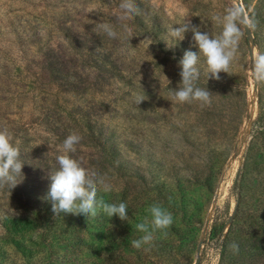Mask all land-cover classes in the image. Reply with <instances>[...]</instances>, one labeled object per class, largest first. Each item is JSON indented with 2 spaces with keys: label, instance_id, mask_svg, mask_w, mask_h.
I'll use <instances>...</instances> for the list:
<instances>
[{
  "label": "rangeland",
  "instance_id": "obj_1",
  "mask_svg": "<svg viewBox=\"0 0 264 264\" xmlns=\"http://www.w3.org/2000/svg\"><path fill=\"white\" fill-rule=\"evenodd\" d=\"M120 3L0 0V129H8L24 164L11 192L0 191V264H61L56 234L90 240L97 264L101 244L112 247V236L74 231L65 214L49 213L48 177L72 133L82 139L70 155L112 185L97 199L127 204V245L142 235L135 225L150 205L173 216L167 235L131 247L130 264H194L196 257L199 264H264V84L249 70L264 53V21L244 32L228 73L219 80L201 74L198 86L213 94L203 108L172 101L180 83L176 47L198 49L191 32L181 41L168 35L186 20L218 36L213 15L241 7L244 20L264 18V0H134L139 14L124 21ZM99 22L112 23L118 37L94 31ZM98 131L107 133L103 141ZM106 219L109 232L116 230L118 217ZM49 229L51 247L38 239ZM215 230L228 238L224 261Z\"/></svg>",
  "mask_w": 264,
  "mask_h": 264
},
{
  "label": "clouds",
  "instance_id": "obj_2",
  "mask_svg": "<svg viewBox=\"0 0 264 264\" xmlns=\"http://www.w3.org/2000/svg\"><path fill=\"white\" fill-rule=\"evenodd\" d=\"M119 21H124L130 16L139 14L134 0H121L119 4ZM213 21L218 24L221 31L218 36L209 32H202L199 27L184 21L183 24L174 26L168 35L177 41L185 38L188 32L192 33V47L198 52L186 51L178 61L180 69V83L176 90H172V101L176 103L196 102L200 107L211 103L212 93L208 89L198 86L201 74L208 79H220V73H228L233 60L239 51L242 35L246 30H254L256 24L253 20H244L239 8L230 7L221 14L213 15ZM94 31H101L110 39H116L118 33L115 26L109 22H99L94 26ZM250 72L256 84H264V53L253 56ZM142 98L136 101L139 104ZM82 137L76 133L68 135L60 145L62 154L56 157L57 169L51 171L49 191L45 199L51 203L54 218L61 214L84 215L96 218L98 209L102 210L108 218L118 217L121 221L128 219L127 204L105 203L98 200V190L104 193L112 191V185L106 176L96 170L87 169L74 159L70 153L76 152V145ZM12 137L7 128L0 129V191L11 190L17 185L18 177L24 164L20 160L19 148L13 146ZM147 215L135 225L136 230L142 235L131 241V246L137 250L150 246L154 242L155 234L160 232L167 235L166 230L173 224L172 214L160 204L154 203L146 209ZM233 251H238L235 242L229 245Z\"/></svg>",
  "mask_w": 264,
  "mask_h": 264
},
{
  "label": "trees",
  "instance_id": "obj_3",
  "mask_svg": "<svg viewBox=\"0 0 264 264\" xmlns=\"http://www.w3.org/2000/svg\"><path fill=\"white\" fill-rule=\"evenodd\" d=\"M263 1V0H261ZM250 19L256 22L264 21V18L262 16H257L254 14H250ZM254 37L256 38V34H254ZM253 38V44L255 46H258V41ZM178 50V56L180 58L183 57L185 53V49H181V47H176ZM97 137L101 138L100 140L103 141V138L107 136V133H104L102 131L97 132ZM108 144V143H107ZM109 146V145H108ZM33 190H24L23 194L25 196H32ZM51 207V205H49ZM49 207V208H50ZM47 208V209H49ZM100 210V209H99ZM50 214H54L53 212H49ZM100 216L97 215L96 218H87L84 215H71L68 214L64 217V221L66 223V226L74 231L77 232H84L86 234H90V230L92 229H98L99 235L104 239L107 236H112V247L110 250L108 249V246L106 243H102L100 247V255H97L100 259L98 264H130L129 258L126 256L127 252L134 253L131 251V243L130 246L126 244V236L124 233L125 230H127V226L125 225L123 227V221H121L119 218L117 219L116 230L109 232V229L107 228V216L103 214L102 210H100ZM98 223V225H97ZM63 224V223H62ZM48 224H45L44 227L46 228ZM51 229L48 231H45L46 236L45 237H38L39 241L42 242V244H45L46 246L51 247L50 244L51 241H49V234ZM132 233H137V231L132 230ZM48 234V235H47ZM228 234V232H227ZM55 235V234H54ZM56 237H53L57 244L61 246V249L65 251V254L63 256V261L61 264H97L95 261V252L93 245H90V240L85 239L84 237H81L79 234H72L69 235V237H62L59 235H55ZM226 234H218L217 230L211 234L212 239H216V242L218 241V248H219V255L220 260L224 261L227 257H229L228 254V246L227 241L228 238H226ZM40 242L37 243L39 245ZM129 244V243H128ZM194 244V243H193ZM17 247V251L24 252L23 249H25V245L16 243L15 245ZM56 248V247H55ZM38 252V249H35ZM231 251H233L231 249ZM163 252L164 249H163ZM33 253H35L33 251ZM52 253V252H51ZM50 253V255H51ZM227 253V254H226ZM30 255V254H29ZM49 255V256H50ZM53 255V254H52ZM227 255V256H226ZM77 256H80L77 258ZM50 259V258H49ZM106 259V261H105ZM43 262L50 264L53 263L51 260H48L47 258L43 259ZM108 262V263H107Z\"/></svg>",
  "mask_w": 264,
  "mask_h": 264
},
{
  "label": "water",
  "instance_id": "obj_4",
  "mask_svg": "<svg viewBox=\"0 0 264 264\" xmlns=\"http://www.w3.org/2000/svg\"><path fill=\"white\" fill-rule=\"evenodd\" d=\"M238 6H240V5H238ZM240 12H241V14L243 13L241 7H240ZM242 18H243V15H242ZM194 264H199V258L198 257H196V260H195Z\"/></svg>",
  "mask_w": 264,
  "mask_h": 264
}]
</instances>
